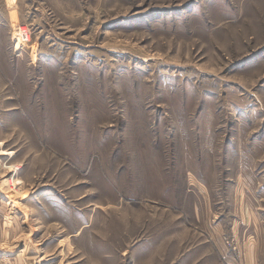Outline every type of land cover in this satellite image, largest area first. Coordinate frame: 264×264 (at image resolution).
I'll list each match as a JSON object with an SVG mask.
<instances>
[{"label":"rangeland","instance_id":"1","mask_svg":"<svg viewBox=\"0 0 264 264\" xmlns=\"http://www.w3.org/2000/svg\"><path fill=\"white\" fill-rule=\"evenodd\" d=\"M0 264H264V0H0Z\"/></svg>","mask_w":264,"mask_h":264},{"label":"built area","instance_id":"2","mask_svg":"<svg viewBox=\"0 0 264 264\" xmlns=\"http://www.w3.org/2000/svg\"><path fill=\"white\" fill-rule=\"evenodd\" d=\"M19 32H20V34H21V33H22V34H25V37L28 38V37H27V35H28V33H29L28 31H24V32H22L21 29H19ZM25 42L27 43V42H29V41L26 39V40L24 41V43H25Z\"/></svg>","mask_w":264,"mask_h":264}]
</instances>
